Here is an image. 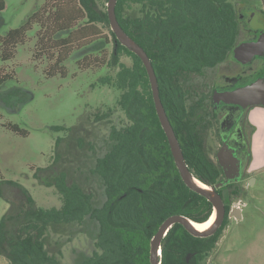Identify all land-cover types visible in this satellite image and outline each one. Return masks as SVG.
Masks as SVG:
<instances>
[{
	"label": "trees",
	"instance_id": "trees-1",
	"mask_svg": "<svg viewBox=\"0 0 264 264\" xmlns=\"http://www.w3.org/2000/svg\"><path fill=\"white\" fill-rule=\"evenodd\" d=\"M131 3L140 6L139 14H128ZM53 9L41 7L24 26L0 35V62L12 60L18 46L26 43L28 32L36 27L45 30L47 40L56 48L69 50L74 44L100 38L97 25L110 26L107 11L99 7L97 0H63ZM5 10L6 2L0 0V13ZM116 15L122 28L152 61L162 102L189 169L196 178L216 186L222 171L208 154L205 134L194 124L196 92L192 78L203 73L216 56L232 51L240 25L237 9L230 0H118ZM79 21L86 22V26L74 29ZM111 37V65L118 64L119 70L101 82H109L120 92L118 105L129 124L111 127L105 151L91 165L90 179L85 178L98 184L102 199L96 195L97 189H85L80 177L69 180L61 165L66 152L62 150L63 139L57 138V175L45 183L57 189L62 206L37 207L30 193L21 189L26 203L14 212L11 207L0 221V256L9 264H63L61 250L53 252L49 247L51 238L67 234L73 238L84 229L95 241L96 249L91 255L80 254L74 264H151V240L165 220L182 215L205 223L213 214L212 204L181 178L142 61L113 32ZM94 42L87 46L99 53L109 44L101 38L98 44ZM122 55L132 58V66L119 63ZM67 58L66 53L58 63ZM48 75L54 73L49 70ZM1 76L3 82L5 77ZM77 145L79 151L94 148L83 139ZM79 151L73 152L71 162L77 161ZM227 221L228 217L208 238L194 237L181 224L174 225L163 240L161 264H202L215 250ZM58 243L62 247L64 241ZM190 254L193 257L187 262Z\"/></svg>",
	"mask_w": 264,
	"mask_h": 264
},
{
	"label": "rangeland",
	"instance_id": "rangeland-1",
	"mask_svg": "<svg viewBox=\"0 0 264 264\" xmlns=\"http://www.w3.org/2000/svg\"><path fill=\"white\" fill-rule=\"evenodd\" d=\"M4 1L6 10L0 13L2 36L24 26L41 7L54 12L53 7L63 0ZM230 1L237 11H241V21L246 27H264V14L240 5L251 3L260 10L259 0ZM97 2L102 10L107 11V0ZM139 10L140 6L131 3L128 14H139ZM86 24L79 21L74 29ZM97 29L101 40L109 43L101 53L91 51L87 46L93 41L98 44V37L65 50L56 48L47 40L45 30L36 27L28 32L26 43L18 46L12 60L0 62V75L5 77L0 82V221L11 207L14 212L26 203L22 190L30 193L37 207L62 206L57 189L45 183L57 175V167H54L57 138L63 139L62 150L66 151L64 156L68 161L63 159L61 165L68 172L69 180L80 177L82 186L97 189L96 195L102 199L98 184L85 178L90 179L91 165L105 151V139L111 127H122L129 121L118 105L120 92L109 82L105 85L101 82L102 78L113 77L119 70L118 64L111 65L114 50L111 26L97 25ZM66 53L68 58L59 64V59ZM119 63L132 66L133 62L131 57L122 55ZM89 64L91 66L87 68ZM93 64L94 68H91ZM49 70L54 75L49 76ZM254 79L255 76L249 74L243 84L248 85ZM56 127L65 130L57 132ZM82 139L86 144H93L94 148L90 146L79 151L77 141ZM219 147L220 140L212 129L207 138L209 156L218 165V156L225 165L231 164V156L222 155L227 145L220 152ZM248 148H242L240 153L236 150L230 152L240 166L247 161ZM75 151H79L78 159L71 162ZM256 178L257 184L249 180V188L242 187L244 195L232 199L235 207L240 200L244 201L242 219H228L220 231L215 250L202 264H264V174L258 173ZM230 180L218 183L217 187L226 186ZM87 231L84 229L73 238L70 234L53 236L49 247L53 252L61 250L59 257L63 264H74L80 254L91 255L96 249L95 241ZM59 240L64 241L62 247H59ZM0 264H9V261L0 256Z\"/></svg>",
	"mask_w": 264,
	"mask_h": 264
},
{
	"label": "flooded vegetation",
	"instance_id": "flooded-vegetation-1",
	"mask_svg": "<svg viewBox=\"0 0 264 264\" xmlns=\"http://www.w3.org/2000/svg\"><path fill=\"white\" fill-rule=\"evenodd\" d=\"M240 5L243 7L249 6L253 12L264 14V11L258 10L251 3H243ZM238 19L240 24L239 33L232 51H228L227 54L216 56L215 59H212V63H209V65L205 68L203 73H196V75L192 78L194 91L196 92V96L194 95V107L196 110L194 115V124L195 126L197 125V130H200L201 133L205 134L206 138H208V134L213 129L214 133L220 140L219 151L227 145L229 149L236 150V153H240L242 148L249 146L246 144H249L248 141L252 132L251 128L247 124V118L250 111L240 105H228L222 100V94L246 86L243 83L249 74L255 76L254 81L264 77V49H262L264 48V27L255 29L250 26L246 27V25H244L241 21V11L239 10ZM258 41H263L261 42L262 44L260 48H258L260 55L254 56L248 63H244L237 59L235 52L238 47L243 44L258 43ZM251 54H253V52ZM162 83L164 85L163 80ZM219 167L222 174L215 187L219 193L222 194L226 208V218L228 217L229 219L231 218L230 213L234 208H240L241 211H243V207H245L243 200H240L238 206H233L232 199L239 194H241V197L244 195L245 191L242 187H244V183L247 179L246 168L245 165L240 166L239 177L234 174L233 176L235 178L230 180V183L219 188L217 187L218 183L226 181L222 167L220 165ZM246 183H248V180ZM226 191H228L229 194H225ZM228 205H230L229 211H227ZM190 255L193 257V254Z\"/></svg>",
	"mask_w": 264,
	"mask_h": 264
},
{
	"label": "water",
	"instance_id": "water-1",
	"mask_svg": "<svg viewBox=\"0 0 264 264\" xmlns=\"http://www.w3.org/2000/svg\"><path fill=\"white\" fill-rule=\"evenodd\" d=\"M117 2L118 0H109L107 5V13L111 30L115 34L117 40L124 47L129 49L131 52H133L140 58L144 67L147 70L157 116L167 136L174 161L179 170L182 180L184 181L186 186L192 191L205 197L212 204L213 213H216L215 221L213 222L211 227L206 231L198 230L194 225L195 221L182 215L171 216L167 220H165V222L160 226L158 232L151 240L150 262L151 264H161L162 243L169 231L174 227V225L181 224L194 237L208 238L215 235L222 227L226 218V208L223 201V197L217 191V188L201 181L200 179L199 181H201L203 185L207 186V188H204L199 185L196 182V179L198 180V178H196L189 169L182 151L180 141L175 133L174 127L171 124L165 106L161 100L159 82L152 61L150 60V57L145 51V49L140 44H138L132 37H130L119 23L116 15ZM261 42L263 41H258V43L254 44H243L238 47L235 52L237 59L244 63H248L254 56L260 55V52H258V48H260L262 44ZM252 52L253 54H251ZM221 98L228 105H240L244 108H247L248 111L256 106L264 107V77L239 89L225 92L222 94ZM226 149L227 150H223L222 155L226 157L228 155L231 156L232 163L229 165H225L223 161L219 158V156L218 163L222 167L226 179L233 180L235 177L230 176V174L237 173L236 175L237 177H239L240 162L236 160V158H234V156H232V154L230 153L233 151V149H229L228 146L226 147ZM251 180L254 182V178H252ZM241 212L242 211L240 208H234L230 213V217L240 220L242 219ZM190 257L191 255H188L187 261H189Z\"/></svg>",
	"mask_w": 264,
	"mask_h": 264
},
{
	"label": "crops",
	"instance_id": "crops-1",
	"mask_svg": "<svg viewBox=\"0 0 264 264\" xmlns=\"http://www.w3.org/2000/svg\"><path fill=\"white\" fill-rule=\"evenodd\" d=\"M264 11V0H259ZM256 7V6H255ZM257 8V7H256ZM247 124L252 132L249 138L248 160L245 163L246 181L256 178L257 174H264V107L256 106L249 110ZM254 178L255 184L258 179ZM244 183L246 190L249 188L248 183ZM253 182V183H254Z\"/></svg>",
	"mask_w": 264,
	"mask_h": 264
},
{
	"label": "bare ground",
	"instance_id": "bare-ground-1",
	"mask_svg": "<svg viewBox=\"0 0 264 264\" xmlns=\"http://www.w3.org/2000/svg\"><path fill=\"white\" fill-rule=\"evenodd\" d=\"M196 182L199 185H201L202 187L207 188V186L203 185L201 183V181H199V180L196 179ZM215 218H216V213L214 212L213 215L211 216V218L207 222H205V223H197V222H195L194 225H195V227L198 230H200V231H206V230H208L211 227V225L215 221Z\"/></svg>",
	"mask_w": 264,
	"mask_h": 264
}]
</instances>
